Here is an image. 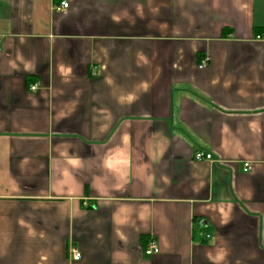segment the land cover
Here are the masks:
<instances>
[{"label": "crops", "instance_id": "obj_1", "mask_svg": "<svg viewBox=\"0 0 264 264\" xmlns=\"http://www.w3.org/2000/svg\"><path fill=\"white\" fill-rule=\"evenodd\" d=\"M60 1L0 0V264H264V0Z\"/></svg>", "mask_w": 264, "mask_h": 264}, {"label": "built area", "instance_id": "obj_2", "mask_svg": "<svg viewBox=\"0 0 264 264\" xmlns=\"http://www.w3.org/2000/svg\"><path fill=\"white\" fill-rule=\"evenodd\" d=\"M68 8V2L65 0H62L59 2L58 5L54 6L53 10L57 11V12H61V11H66ZM208 62V58L204 57L199 61L198 64V68L202 69L207 65ZM31 90L35 89V86H31L30 87ZM193 159L197 162H201V161H207V162H212L213 161V157L210 153L207 152H203V151H196L193 155ZM249 164L248 163H243V171L246 172L249 170ZM210 236L209 235H204V239H208ZM144 254L146 256H151L154 254H158L159 253V248L156 244V241L154 239H151L148 244L145 246L144 248ZM68 254L71 260L73 261H77L80 258V253L79 251L73 247L70 246L68 249Z\"/></svg>", "mask_w": 264, "mask_h": 264}]
</instances>
